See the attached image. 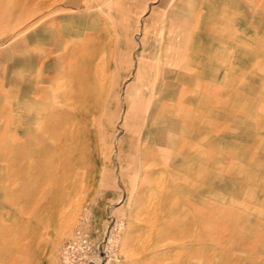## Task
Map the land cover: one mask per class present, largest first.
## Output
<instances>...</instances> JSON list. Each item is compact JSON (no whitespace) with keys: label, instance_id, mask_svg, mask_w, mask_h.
Here are the masks:
<instances>
[{"label":"rangeland","instance_id":"rangeland-1","mask_svg":"<svg viewBox=\"0 0 264 264\" xmlns=\"http://www.w3.org/2000/svg\"><path fill=\"white\" fill-rule=\"evenodd\" d=\"M0 264H264V0H0Z\"/></svg>","mask_w":264,"mask_h":264},{"label":"bare ground","instance_id":"bare-ground-1","mask_svg":"<svg viewBox=\"0 0 264 264\" xmlns=\"http://www.w3.org/2000/svg\"><path fill=\"white\" fill-rule=\"evenodd\" d=\"M67 3H68V1H67ZM55 47H57V46H55ZM54 49H55V48H54ZM60 50H61V49H60ZM58 51H59V49H58ZM100 61H101V60H100ZM99 63H100V62H99ZM97 66H98V65H97ZM99 67L101 68V66H99ZM100 68H99V69H100ZM96 70H97V68H96ZM100 70H101V69H100ZM97 71H98V70H97ZM100 73H101V71H100ZM100 75H101V74H100ZM87 77H88V76H87ZM60 88H61V87H60ZM54 89H55V88H54ZM57 100H59V99H57ZM59 101H60V100H59ZM52 126H53V125H52ZM54 129H55V127H54V128H48V130L50 131V134H51V135H53V134L55 133V130H54ZM55 135H56V134H54V136H55ZM49 162H50V161H49ZM51 164H52V163H51ZM55 166H56V165H55ZM55 166H54V167H55ZM56 169H57V168H56ZM55 172H56V170H55ZM55 172H54V173H55ZM48 175H49V174H48ZM65 184H66V183H65ZM52 186H53V185H52ZM54 188H55V187H54ZM39 189H40V188H39ZM41 189H42V188H41ZM51 189H52V188H51ZM50 192H51V191H50ZM47 193H48V192H47ZM64 211H65V210H64ZM65 212H66V211H65ZM61 213H62V212H61ZM64 214H65V213H64ZM63 216H64V215H63Z\"/></svg>","mask_w":264,"mask_h":264},{"label":"built area","instance_id":"built-area-1","mask_svg":"<svg viewBox=\"0 0 264 264\" xmlns=\"http://www.w3.org/2000/svg\"><path fill=\"white\" fill-rule=\"evenodd\" d=\"M85 241V240H84Z\"/></svg>","mask_w":264,"mask_h":264}]
</instances>
